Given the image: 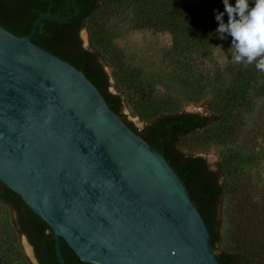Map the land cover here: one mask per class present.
Masks as SVG:
<instances>
[{
	"label": "water",
	"instance_id": "95a60500",
	"mask_svg": "<svg viewBox=\"0 0 264 264\" xmlns=\"http://www.w3.org/2000/svg\"><path fill=\"white\" fill-rule=\"evenodd\" d=\"M0 26V182L87 264H219L173 167L68 62ZM25 239V238H24ZM30 255L31 246L25 239ZM37 264V263H36Z\"/></svg>",
	"mask_w": 264,
	"mask_h": 264
},
{
	"label": "trees",
	"instance_id": "16d2710c",
	"mask_svg": "<svg viewBox=\"0 0 264 264\" xmlns=\"http://www.w3.org/2000/svg\"><path fill=\"white\" fill-rule=\"evenodd\" d=\"M115 1L117 0H0V26L15 36L24 37L31 32L34 22L40 16L51 14L53 17L64 18L75 13V6L79 8V15L63 23L43 21L38 27L33 43L81 71L97 88L109 108L135 134L164 156L185 184L209 231L212 248L216 251L217 244L222 241L224 218H228V200L234 193L232 184L229 183L228 174L224 169L220 167L212 170L204 158L184 153L179 148V141L196 130L219 122L223 116H202L184 111L156 112L141 130L126 119L120 94L109 91V77L104 64L112 66L115 58L114 55L108 56V52L104 53V29L98 26L95 28L101 36L100 40H97L100 49H85L79 35L86 27L87 20L96 14L102 4L108 3L110 6L115 4ZM125 1L128 0H118V3ZM145 1L147 3L141 14L142 25L167 31L171 35V49L176 50L172 53V61L178 70L187 72H181L183 77L176 73L171 79L177 82L176 85L189 88L192 84L187 81L188 78L193 79L197 74L198 81L201 80L197 73V62L212 55L218 22L215 21L214 15L189 10L184 3L169 0ZM232 3L234 4L235 0H232ZM180 47L181 50L187 47L185 55L187 52L193 53L196 60L187 63L177 60L175 57ZM237 79L233 86L236 92L248 91L246 88L255 80V76L243 74ZM237 193L233 223L229 221L231 226H234L233 233L236 234L235 250H221L216 254V259L219 264H264V238L262 242H258L257 237L264 233L262 196H258L257 192L254 196L244 180H241ZM0 205L9 210L11 226L17 237L25 235L33 246L39 264H59L52 230L25 206L18 195L1 182ZM61 253L65 264H87L81 262L63 241ZM0 264H4L2 256Z\"/></svg>",
	"mask_w": 264,
	"mask_h": 264
},
{
	"label": "rangeland",
	"instance_id": "374dc122",
	"mask_svg": "<svg viewBox=\"0 0 264 264\" xmlns=\"http://www.w3.org/2000/svg\"><path fill=\"white\" fill-rule=\"evenodd\" d=\"M169 1L184 3L189 10L207 15H214V9L223 11L222 0ZM146 3L145 0L118 3L117 0L110 6L102 4L80 31L82 46L88 50L100 49L97 40L101 36L95 28L104 29V53L115 58L112 66L104 64L109 91L120 94L123 114L139 130L156 112L223 116L219 122L181 138L179 148L186 154L204 158L210 169L221 167L228 174L234 193L228 200L222 241L214 252L234 251L236 234L231 223L241 180L249 185L254 196L255 192L259 193L264 202V70L256 67L261 57L248 65L236 63L232 58L231 37L220 39L217 33L212 55L197 62L201 80L195 74L193 79H187L192 84L190 89L176 85L171 77L176 73L183 77L187 72L178 70L172 61L176 50L171 49V35L142 25L141 14ZM224 19L227 22V15ZM187 49L178 48L175 58L182 63L194 62L196 56L189 52L185 55ZM243 74H251L255 80L246 88L248 91L236 92L233 86ZM263 234L257 236L258 242L263 241ZM0 256L4 264H36L24 237H17L13 231L9 210L2 205Z\"/></svg>",
	"mask_w": 264,
	"mask_h": 264
},
{
	"label": "clouds",
	"instance_id": "9594fccd",
	"mask_svg": "<svg viewBox=\"0 0 264 264\" xmlns=\"http://www.w3.org/2000/svg\"><path fill=\"white\" fill-rule=\"evenodd\" d=\"M223 11L214 9L215 29L220 39L231 37L236 63L252 64L264 70V0H222ZM227 15V22H225Z\"/></svg>",
	"mask_w": 264,
	"mask_h": 264
},
{
	"label": "flooded vegetation",
	"instance_id": "af4514ba",
	"mask_svg": "<svg viewBox=\"0 0 264 264\" xmlns=\"http://www.w3.org/2000/svg\"><path fill=\"white\" fill-rule=\"evenodd\" d=\"M21 237H24L26 239V241L28 242V244L31 246L32 255H33L34 259L36 260V263L39 264V261H38V258L36 256V253H35L33 246L29 243V241L25 235H22Z\"/></svg>",
	"mask_w": 264,
	"mask_h": 264
},
{
	"label": "bare ground",
	"instance_id": "6f19581e",
	"mask_svg": "<svg viewBox=\"0 0 264 264\" xmlns=\"http://www.w3.org/2000/svg\"><path fill=\"white\" fill-rule=\"evenodd\" d=\"M28 250H29V248H28ZM29 253H31L30 250H29Z\"/></svg>",
	"mask_w": 264,
	"mask_h": 264
}]
</instances>
